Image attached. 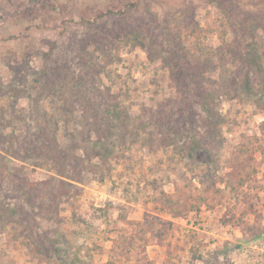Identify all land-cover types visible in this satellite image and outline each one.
I'll list each match as a JSON object with an SVG mask.
<instances>
[{
  "label": "rangeland",
  "instance_id": "374dc122",
  "mask_svg": "<svg viewBox=\"0 0 264 264\" xmlns=\"http://www.w3.org/2000/svg\"><path fill=\"white\" fill-rule=\"evenodd\" d=\"M0 264H264V0H0Z\"/></svg>",
  "mask_w": 264,
  "mask_h": 264
},
{
  "label": "trees",
  "instance_id": "16d2710c",
  "mask_svg": "<svg viewBox=\"0 0 264 264\" xmlns=\"http://www.w3.org/2000/svg\"><path fill=\"white\" fill-rule=\"evenodd\" d=\"M176 57H177V55H176ZM179 65H180L181 74L179 75L177 81L181 82V84L183 86H185L187 90L192 91V90H190V86H189V85L192 84L191 81H190V79H189V76L191 75L190 74V71H188V69L186 68L185 65H182V64H179ZM96 95H99V93H97ZM105 111L108 112L107 110H105ZM96 116H97V119L94 121L95 122V128L94 129H96V130H103L104 129L103 126L105 125V123H107V125L110 124V122L108 120L105 121L104 119L101 118L102 117L101 116V113H97ZM123 121L125 122V117H123ZM103 136H105V135H103ZM198 143H199V145L202 148L205 147V145L202 144L200 141H198ZM83 149H84V152L88 153L87 154L88 159H91V157L93 156L92 155L93 154V150L88 145L83 146ZM97 155H100V153H97ZM232 169H235L236 170L237 169L236 165H233L232 166Z\"/></svg>",
  "mask_w": 264,
  "mask_h": 264
}]
</instances>
